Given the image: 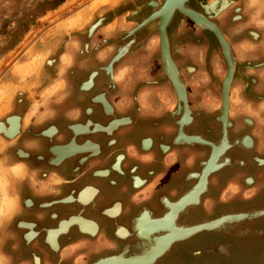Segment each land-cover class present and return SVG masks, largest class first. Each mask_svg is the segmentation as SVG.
Instances as JSON below:
<instances>
[{"label": "flooded vegetation", "instance_id": "obj_1", "mask_svg": "<svg viewBox=\"0 0 264 264\" xmlns=\"http://www.w3.org/2000/svg\"><path fill=\"white\" fill-rule=\"evenodd\" d=\"M239 1L208 18L228 49L209 28L174 16L169 29L175 39L171 33L166 48L177 84L161 43L151 42L152 30L136 32L140 22L127 21L128 13L111 23V31L107 25L90 37L66 35L52 43L48 53L57 51L58 59L46 60L42 74L11 94L0 112V123L10 127L14 116L21 125L15 139L0 133L9 144L0 149V170L15 174L9 178L14 210L2 235L15 243L10 264L14 258L21 264H95L143 254L139 221L163 218L194 193L215 156L220 165L208 174L206 191L176 222L188 227L222 218L228 226L176 242L154 264L186 241L196 245L188 254L207 264H260L264 14ZM120 51L110 74L106 69ZM47 76L46 85H59L53 103L40 105L36 89ZM43 107L49 110L40 113ZM10 160L11 171L3 169ZM76 220L93 225L95 233ZM180 259L176 254L167 264Z\"/></svg>", "mask_w": 264, "mask_h": 264}, {"label": "rangeland", "instance_id": "obj_2", "mask_svg": "<svg viewBox=\"0 0 264 264\" xmlns=\"http://www.w3.org/2000/svg\"><path fill=\"white\" fill-rule=\"evenodd\" d=\"M43 1L45 0H0V77L8 73L11 66H14L13 73L21 76L23 79L28 75L42 74L45 61L52 56L58 59L59 55L57 51L52 54L43 53L41 52L43 48L40 50L39 45L46 47L51 41L53 43V41H58L60 38L62 41L63 39L65 40L67 38L66 35L71 32L78 30L81 31L86 26L89 28L92 27L97 20L93 21V16L98 15V18H102L105 16V13L107 14V12L100 14V9L105 6H108L109 8L111 6L113 7L120 4L123 0H68L58 9L48 12L44 17L37 19L34 25H31L32 19L29 20V15L31 14L30 11L38 2ZM215 1L216 0H210L209 2V8H212V10H216L217 7L216 4H214ZM241 1H245L246 3L247 1H250L253 10L264 14V0ZM160 2L161 1H159V3ZM245 2L243 6H245ZM111 3H113V5H110ZM224 5L223 8H226V3ZM230 6L231 5L227 6L226 9L224 8L223 12L227 11ZM248 8L249 7L247 6V9ZM148 10L151 14L156 12L157 9L155 10L151 7ZM140 15H143L141 17L142 20H145L147 16H149L147 12H141ZM91 17L92 21L89 20ZM25 20V25L31 26H29V30L25 35L22 36L21 34V36H18L15 31L18 29L19 22H24ZM117 24H120L119 20L117 21ZM149 25L154 26L151 30L152 34L155 36H153L151 42L156 43L158 41L159 43V40L156 38L158 35L157 27H155L156 25L152 23ZM174 39L175 32L173 40ZM26 49H29L27 57L24 56ZM25 59L27 60V63L20 65ZM64 70L65 68H63V72ZM8 98L9 95H5L0 90V105L7 101ZM3 109L4 106H2L0 112H2ZM9 188V178L6 177L4 171H0V264H10V257L8 254L12 252L13 245H15V243H5L4 237L2 236L6 232L3 225L10 220V213L14 210V206L12 205L13 202L11 201V198H9ZM189 242L190 241H186L182 244H178L173 248L169 255L159 262V264H167L176 254L181 255V259L179 260L180 263L177 264H207L206 259L192 258L188 254L190 251L196 250V245H191ZM259 255L263 258H260V264H264V250L262 253L260 252ZM255 258L256 260H259V256H255ZM17 261L19 260L14 258L12 264H21Z\"/></svg>", "mask_w": 264, "mask_h": 264}, {"label": "water", "instance_id": "obj_3", "mask_svg": "<svg viewBox=\"0 0 264 264\" xmlns=\"http://www.w3.org/2000/svg\"><path fill=\"white\" fill-rule=\"evenodd\" d=\"M159 1H161L159 3ZM171 1L173 0H127L122 2L119 6H117L116 8L109 10L108 6H105L104 8L100 9V11H108L107 14L105 13V16H103L102 18H98V15L93 16L96 20V22L92 25V27H85L83 30L81 31H77L75 33H71L68 34L67 36L69 37H78L80 34H84L86 36H91L95 30H97L99 27L100 29H104L105 26H107L108 24H111L113 21H115L118 17H120L121 15L128 13L129 15L126 17L127 21L130 22H140L139 26L136 28V32H140V31H148V29L151 28V26L149 25L150 23L158 26L157 30L159 31V36L161 39V45H162V51L164 54V57L166 58V60L168 61L169 65L171 66V76L173 78V81L177 84V79H176V68L174 63L172 62V59L170 57V54L166 48L167 45V37L171 36L174 37V32H172L169 29V25L174 21V16H178V15H184L186 17H189L193 22H195V24L200 27V28H204L207 27L210 29V31L213 32V34L215 33L225 44H226V48L228 49V45L225 42V39L223 38V36L221 35L220 31L218 30V28L208 19V18H213L216 17L217 15H219L220 13L223 12L224 8L223 5L226 3L227 6L231 5L234 3V0H216L214 2V4H216V10H212L209 9V1L210 0H178L174 3V5H172L170 7ZM158 4V8L157 7V3ZM225 2V3H224ZM141 3V4H140ZM140 4V5H137ZM160 6V7H159ZM212 6V5H211ZM151 7H153L156 12L154 13H149V10ZM141 12H147L149 14V16H147V18L145 20H142L140 14ZM154 20H158L157 22H155ZM154 28V26H153ZM152 28V29H153ZM209 33V31H208ZM124 54V51H120L119 54L111 61L110 65L108 66V68L106 69L108 71V73L112 74V66L115 62H117ZM50 80V78L47 76L46 80L44 81V83L38 87L36 89V92H40L46 85L47 81ZM183 100L186 102V94L185 92H182V94H179ZM8 122H13L14 125L13 128H10V134L6 135L9 138H12L11 136H15L18 132H19V127H20V117H11L7 120ZM2 123H0L1 125ZM214 171V170H213ZM212 172V171H211ZM205 175V173H204ZM207 184V182H206ZM207 189V185L204 188V190H202L201 193L205 192ZM200 193V194H201ZM200 223L197 225H193V226H188L193 228L194 226H199L193 233L194 234H198L204 231H215L217 229L209 226V224H204ZM191 236V235H190ZM113 258H109L106 260H101L95 264H101L107 260H110Z\"/></svg>", "mask_w": 264, "mask_h": 264}, {"label": "bare ground", "instance_id": "obj_4", "mask_svg": "<svg viewBox=\"0 0 264 264\" xmlns=\"http://www.w3.org/2000/svg\"><path fill=\"white\" fill-rule=\"evenodd\" d=\"M124 1H127V0H123V1H121V3L122 2H124ZM176 1H178V0H173V1H171V4H170V7L172 6V5H174V3L176 2ZM210 2V1H209ZM120 3V4H121ZM225 3V2H224ZM115 4V3H114ZM120 4H117V5H115V6H111L110 8H109V10H112V9H114V8H116L117 6H119ZM159 3H157V5H158ZM110 5H113V3H111ZM227 5V4H226ZM225 6V5H224ZM158 7V6H157ZM225 8V7H224ZM226 8H227V6H226ZM225 8V9H226ZM210 9V8H209ZM212 9V8H211ZM108 10V11H109ZM214 10V9H213ZM108 11H99V13L100 14H102V13H105V12H108ZM99 13H97V14H99ZM99 14V15H100ZM146 16V15H145ZM92 19V17L89 19V20H91ZM95 19V18H94ZM94 19H93V21H94ZM92 21V20H91ZM86 23V22H85ZM88 23V22H87ZM89 25V24H88ZM152 28H153V26L152 25H150ZM155 27H158V26H155ZM152 28H150V29H148V30H151ZM83 30V29H82ZM226 42V41H225ZM161 43V39H160V37H159V44ZM162 46V45H161ZM227 51V50H226ZM163 59V58H162ZM39 74V73H38ZM178 82V81H177ZM92 82H90L89 84H87L86 86H87V88H90L91 86H92ZM84 85V84H83ZM228 86V85H227ZM174 87V86H173ZM177 88V87H176ZM15 91V90H14ZM36 94V93H35ZM227 95V94H226ZM228 105V104H227ZM11 107V106H10ZM8 108V107H7ZM184 108V107H183ZM227 109V108H226ZM228 111V110H227ZM186 112V111H185ZM226 114H227V112H226ZM14 117V116H13ZM126 121H129V119L128 120H126ZM121 122V121H120ZM124 123H125V121H123ZM9 124H10V127H8V126H6V125H4V123H2L1 125H0V133H3L4 135L6 134H10L11 132L9 131L10 130V128L12 127L13 128V126L12 125H14V123L11 121V122H9ZM21 126V125H20ZM82 126V125H81ZM184 126V125H183ZM179 127H180V125H179ZM53 128V127H52ZM183 128V127H182ZM181 128V129H182ZM55 131V130H54ZM182 131V130H181ZM23 132V131H22ZM74 132V131H73ZM13 139H15L13 136H11ZM183 137V136H182ZM177 138V137H176ZM73 139V138H72ZM225 139V138H224ZM9 140V139H8ZM0 145H3V147H1V149H3L4 148V145L7 147V145L9 146V144H7V143H5V141H4V139L2 138V137H0ZM14 141H12V143H13ZM146 142V141H145ZM222 143V142H221ZM146 144H147V142H146ZM146 144H145V147H147L146 146ZM76 145V144H75ZM222 145V144H221ZM164 148H166V147H164ZM168 148V147H167ZM19 151V150H18ZM70 151V150H69ZM212 153H213V151H212ZM221 153V152H220ZM219 153V154H220ZM71 153H69V155H70ZM73 154V153H72ZM60 155V154H59ZM212 155V154H211ZM214 155H217L216 154V151H215V154ZM23 159H25V158H23ZM26 160V159H25ZM216 162V156L213 158V160H212V162H210V164L208 165V167L206 168V170H205V175H204V177L202 178V180H201V182H200V185H199V188H205L206 187V182H207V176H208V174L210 173L211 174V171H212V169H213V166H214V163ZM218 163V162H217ZM225 164V163H224ZM216 165V164H215ZM94 188V187H93ZM197 193V192H196ZM201 193V192H200ZM199 193V194H200ZM73 199V198H72ZM88 199H91V197L90 198H88ZM83 201H85V197H83ZM198 201V196H196L195 194L194 195H190L188 198H186L185 200H184V202L182 203V204H176V206L175 205H172L171 207V210L169 211V213L166 215V216H164L163 218H161V219H157V220H151L150 218H149V216H147V215H144V217L139 221V223H138V225H141V227H145L146 225H147V223L148 222H151V223H153V226L157 229V230H159V229H164L165 227H166V224H165V222H167L168 223V226L171 228V234L170 235H168V237L166 238V240H164V241H162V242H160L159 244L158 243H156L157 245H156V248L153 250L154 252L152 253V251H151V254H149L151 257H146L147 256V254L145 253V255H143V254H141V255H136V256H132V257H130V258H126L125 256H120V257H113V259H110V260H107V261H105V262H103V263H101V264H152V262H153V259H152V257L154 258V256H156V258L157 257H160V256H162L164 253H166L167 251H169V248L172 246V245H174L176 242H178V241H180V240H182V239H185V238H188L190 235H192V233L194 232V231H192V228L191 227H181V226H178L176 223H175V221H177L176 219L177 218H179V216H180V213H181V211H185V209H186V207H188V206H191V205H193L194 203H196ZM26 203H28V202H26ZM31 203H32V201H31ZM116 204V203H115ZM29 205H30V203H29ZM49 205V204H48ZM168 206V205H167ZM50 207V206H49ZM113 208V207H112ZM168 208V207H167ZM118 209H120L119 208V206L115 209V210H112V211H110V214L111 215H113V216H115V215H117V212H118ZM188 209V208H187ZM147 213V212H146ZM138 217V216H137ZM78 219V218H77ZM222 219V218H221ZM251 219V218H250ZM224 220V219H223ZM77 221V220H76ZM219 221V220H218ZM222 221V220H221ZM78 222V221H77ZM211 222V221H210ZM210 222H207V223H210ZM214 222H217V221H214ZM26 223V222H25ZM60 223V222H59ZM72 223V222H71ZM70 223V224H71ZM81 226H82V229H83V231L84 232H87V233H91V234H94L95 233V228L93 227V225H91V224H89V223H86V222H84V221H79L78 222ZM207 223H205L206 225H207ZM218 223H220V222H218ZM217 223V224H218ZM222 223V222H221ZM34 224V223H33ZM95 224V223H94ZM224 224H225V222H224ZM97 225V224H96ZM222 225V224H221ZM226 225V224H225ZM63 226V225H62ZM72 226V225H71ZM75 226V225H74ZM19 227H21V226H19ZM26 227V226H25ZM199 227H200V225H199ZM213 227H215V226H213ZM218 226H216V229H218L217 228ZM224 226H222V228H220V229H224L223 228ZM96 228H97V226H96ZM139 228V227H138ZM168 228V227H167ZM196 228V227H195ZM198 228V227H197ZM22 229V228H21ZM24 229V228H23ZM63 229V228H62ZM139 230V229H138ZM219 230V229H218ZM67 231V230H66ZM122 231V232H121ZM120 231V235L122 236V237H126L127 236V232H126V230L124 229V231L123 230H121ZM166 231H167V229H166ZM78 232V231H77ZM119 232V231H118ZM140 232V231H139ZM159 232H162V231H159ZM28 233V232H27ZM35 234H37L36 232H35ZM85 234V233H84ZM97 234V233H96ZM89 235V234H88ZM140 235V234H139ZM85 236V235H84ZM146 236V235H145ZM34 237V236H33ZM83 237V236H82ZM143 236H141V238H142ZM37 238V237H36ZM164 238V237H163ZM26 239V238H25ZM36 240V239H35ZM52 240V239H51ZM143 240V239H142ZM157 242V241H156ZM146 243V242H145ZM53 244L55 245V243L53 242ZM144 244V243H143ZM29 245V244H28ZM148 246H149V244H148ZM148 248V247H147ZM143 250L145 251L146 250V247H144L143 248ZM140 256H145L144 258H140ZM139 257V258H138ZM109 258V257H108ZM155 259V258H154ZM38 261V260H37ZM97 263V262H96ZM154 263V262H153ZM37 264H39V261L37 262Z\"/></svg>", "mask_w": 264, "mask_h": 264}, {"label": "crops", "instance_id": "obj_5", "mask_svg": "<svg viewBox=\"0 0 264 264\" xmlns=\"http://www.w3.org/2000/svg\"><path fill=\"white\" fill-rule=\"evenodd\" d=\"M240 2H242L241 0L239 1V3ZM110 26H108V27H110V28H108L107 30L108 31H111L112 29H114V27H113V24H109ZM113 27V28H112ZM54 42V41H53ZM243 43H246V41H244ZM51 45H52V41L46 46V47H44L43 45H39L40 46V50H41V52H43V53H48V51H49V48L51 47ZM29 51V49H26V51H25V53H24V56L25 57H27V52ZM23 63H27V60L25 59V61H23L20 65H23ZM13 69H14V66H11L10 67V71L8 72V73H6V74H4L2 77H0V90H1V92H3L5 95H13V94H17L18 92H19V90L21 91V89H23L24 88V83H28V82H30V81H32V79H34V76L35 75H31V76H26L25 77V79H23L21 76H19V75H17V74H14L13 73ZM25 80V81H24ZM33 82H34V80H33ZM58 82L57 83H55V82H50L49 84H47L42 90H41V92H40V97H39V100H38V103L41 105V104H43V103H48L49 105H51V103H53L52 101L54 100V94L57 92V87H58ZM15 90V91H14ZM229 100H230V98H229ZM6 104H8L7 103V101H5V102H3V104L2 105H0V109L2 108V106H4V109H5V106H7ZM49 107V106H48ZM48 107H43V108H41V110H40V113H43L44 111H46V109L48 108ZM3 109V110H4ZM48 110H49V108H48ZM30 121V120H29ZM188 121V120H187ZM226 144V143H225ZM3 155L4 156V154L2 153V152H0V155ZM216 154L218 155L219 153L216 151ZM217 160V159H216ZM4 162V158H3V160L2 159H0V162ZM218 162V160L214 163V166H213V169H212V171L213 170H215L217 167H219V163H217ZM216 164V165H215ZM14 162L13 161H11L10 160V162H6L3 166H2V168L3 169H6V168H9V170L12 168V167H14ZM1 171V170H0ZM4 172H7V170H3ZM11 171V170H10ZM13 175H15V174H13V173H11V174H9V177L8 178H10V179H12L14 176ZM202 190H204V188L202 187V188H197L196 189V191L194 192V193H192L191 195H196V196H198V199H199V196H200V192H202ZM197 192V193H196ZM184 202V200L180 203V204H182ZM176 206V205H175ZM119 211H120V209H118V212H117V214L119 213ZM157 220V219H156ZM222 220V221H221ZM224 221L225 220H223V219H220L219 221H217V222H214V221H211L210 223H207V224H209V226H211V227H213V226H215V227H213V228H215L216 229V226H218L217 228L220 230V228H222V226H224L225 227V224L227 225V223L225 222V224H224ZM218 222H220V223H218ZM222 222V223H221ZM175 223L177 224V222L175 221ZM218 223V224H217ZM165 224H166V227L164 228V229H159V230H157L154 226H153V223H151V222H148L147 223V225L145 226V227H141V225H138L137 226V228L139 229L138 230V232H139V238H140V240H142L143 241V247H146V250L145 251H143V255H145V253L147 254V258L148 257H151L149 254H151V251H152V253L154 252L153 250L156 248V243H160V242H162V241H164V240H166V238L168 237V235H170L171 234V228L168 226V223L167 222H165ZM222 224V225H221ZM178 225V224H177ZM179 226V225H178ZM201 226V225H200ZM228 226V225H227ZM168 227V228H167ZM196 227V228H195ZM195 227H193L192 228V231H195L196 229H197V227H199V226H195ZM223 227V228H224ZM187 228V227H186ZM166 229H167V231H166ZM123 231H124V229H122ZM159 231H162V232H159ZM122 232V231H121ZM167 233L166 235H164V236H161V237H155L154 238V235H157V234H161V233ZM146 235V236H145ZM141 236H143L142 238H141ZM164 237V238H163ZM150 240H153L154 241V245H153V243H151V242H149ZM157 241V242H156ZM146 242V243H145ZM148 244H149V246H148ZM148 247V248H147ZM144 258L145 256H140V258ZM139 258V257H138ZM155 258V259H154ZM154 258L152 257V259H153V262L155 263V261L154 260H156V256H154ZM157 258H159V257H157ZM149 259V258H148ZM152 262V264H154Z\"/></svg>", "mask_w": 264, "mask_h": 264}, {"label": "trees", "instance_id": "obj_6", "mask_svg": "<svg viewBox=\"0 0 264 264\" xmlns=\"http://www.w3.org/2000/svg\"><path fill=\"white\" fill-rule=\"evenodd\" d=\"M68 0H45L43 2H38L35 7L30 11L31 14L29 15L30 19H32L31 25H34L37 19L44 17L48 12L58 9ZM26 20L24 22H19L18 29H16L15 33L19 36L25 35L28 30L29 26L25 25ZM5 30V29H3ZM16 35V36H17Z\"/></svg>", "mask_w": 264, "mask_h": 264}]
</instances>
